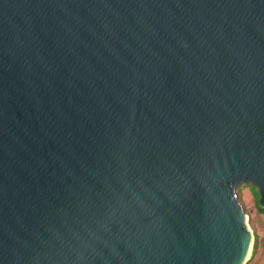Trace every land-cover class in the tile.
<instances>
[{
  "label": "water",
  "instance_id": "water-1",
  "mask_svg": "<svg viewBox=\"0 0 264 264\" xmlns=\"http://www.w3.org/2000/svg\"><path fill=\"white\" fill-rule=\"evenodd\" d=\"M264 209V0H0V264H244Z\"/></svg>",
  "mask_w": 264,
  "mask_h": 264
},
{
  "label": "rangeland",
  "instance_id": "rangeland-1",
  "mask_svg": "<svg viewBox=\"0 0 264 264\" xmlns=\"http://www.w3.org/2000/svg\"><path fill=\"white\" fill-rule=\"evenodd\" d=\"M237 195L244 207L246 223L253 236L244 264H264V212L259 208V192L251 185H242L237 189Z\"/></svg>",
  "mask_w": 264,
  "mask_h": 264
},
{
  "label": "trees",
  "instance_id": "trees-1",
  "mask_svg": "<svg viewBox=\"0 0 264 264\" xmlns=\"http://www.w3.org/2000/svg\"><path fill=\"white\" fill-rule=\"evenodd\" d=\"M257 200H258V203H259V200H260V196H259V195L257 196ZM259 208H260V210H261L262 212H264V209H262L260 206H259Z\"/></svg>",
  "mask_w": 264,
  "mask_h": 264
}]
</instances>
